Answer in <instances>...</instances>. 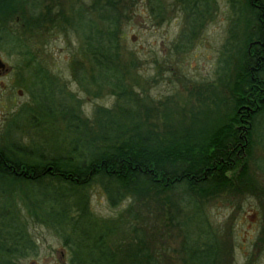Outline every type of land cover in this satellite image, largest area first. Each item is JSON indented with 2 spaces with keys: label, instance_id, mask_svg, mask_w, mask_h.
<instances>
[{
  "label": "trees",
  "instance_id": "1",
  "mask_svg": "<svg viewBox=\"0 0 264 264\" xmlns=\"http://www.w3.org/2000/svg\"><path fill=\"white\" fill-rule=\"evenodd\" d=\"M57 1L47 3L44 12L39 9V0H0V11L4 7L10 24L21 27V37L15 35L21 39L12 48H17L22 63L32 68L27 81L34 78L33 82H38L44 75L58 82L56 76L37 65L40 60L33 52L32 41L42 35L39 28L50 22L58 31H50L47 37L72 30L80 39L78 55L71 62L74 77L84 86L92 75L100 90L103 86L109 89L115 104L112 108L99 107L94 124L75 113L63 114L64 120L68 117V129L78 135L65 152L51 153L38 143L35 149L21 143V157L12 149H3L6 157H16L12 164L21 167V177L0 168V185L18 180L28 183L29 192H21L28 213L62 238L69 264H175L170 251L182 264H236L230 242L217 238L215 230L205 224V215L201 220L206 228L198 233L186 226L185 219L193 209L203 212L205 203L222 195L252 194L264 199V187L248 165L252 148H264V91L252 87L259 79L264 80V62L259 67L253 63V54H247L249 41L264 38V28L257 19L260 11L250 0H227L234 17L219 56L217 70L224 76L215 86L189 85L188 91L198 97L199 105L190 106L186 114L181 107L169 106L170 97L161 103L163 109L149 106L144 95L130 86L132 77L128 75L137 69L138 60L133 56L125 61L121 53L127 0ZM259 1L264 6V0ZM169 2L164 3L168 9L184 13L182 43L174 47L179 52L181 44H191L213 19L217 1ZM75 3H79L77 8ZM158 3L160 0H155ZM166 14L160 9L156 17L162 21ZM27 87L35 105L25 106L21 117L36 113L34 124L42 116L51 118L54 100L49 95L40 99L32 90L34 86ZM212 89L214 107H209L206 100ZM57 91L64 97L60 89L56 95ZM255 105L258 108L254 111L246 108ZM243 125L245 132L238 129ZM258 162L259 170H264ZM94 185L101 188L110 207L124 203L116 217L106 218L92 211L90 190ZM38 186L50 192L33 191ZM0 209L1 220L10 210ZM7 217L9 222L2 221V226L11 231L16 226L12 216ZM175 231L184 238L179 250H170L168 242ZM11 235L6 242L5 233L0 232V246L4 247L0 249V264H13L15 253H26L17 247L20 239L27 242L24 248L34 247L33 242L20 237L21 233L14 234L17 240ZM258 241L264 242V227Z\"/></svg>",
  "mask_w": 264,
  "mask_h": 264
},
{
  "label": "rangeland",
  "instance_id": "2",
  "mask_svg": "<svg viewBox=\"0 0 264 264\" xmlns=\"http://www.w3.org/2000/svg\"><path fill=\"white\" fill-rule=\"evenodd\" d=\"M168 1H170L169 4H173L175 0ZM216 1L213 19L205 25L203 31L191 44L187 46L181 44L183 47L179 52L175 51L174 47L176 43H182L180 30L183 27V13L180 10L170 8L167 10L166 18L158 21L150 17L147 0L125 1L128 18L124 19L121 24V53L125 61L134 58L138 60L137 69L128 76L132 77L131 82L129 81L130 86L144 95L145 104L163 109L161 103L170 97L169 106L186 109L181 111L188 114L191 110L190 106L199 105L198 97L190 95L189 85L192 88L193 86H207L211 83L214 86L218 85L217 80L224 76L221 71L217 70L219 56L230 34L232 10L227 0ZM87 2L91 3L92 0H87ZM78 5L79 3L73 4L76 8ZM32 42L33 52L40 60L37 65H41L43 71L56 76L58 82L54 83L44 75L40 76L38 82H33L34 78L27 81L32 68L22 63L21 53L17 52V48H12L16 46V42L11 41L9 48H0V57L13 66L14 70L6 77L0 78V82L3 81L6 86H13L14 89L0 90V115L9 114V121L13 117L21 121L19 135L23 145L35 149L37 147L34 146L38 143L51 153L65 152L68 146L71 147L74 144L72 142L77 139L78 135L68 129V117L64 120L63 114L67 111L75 113L88 119L90 124H94L96 110L99 107L112 108L116 99L107 87L103 86L100 90L99 86L93 82L92 75L87 77L84 86L79 79L74 77L71 62L72 58L78 55L80 46V39L74 31L54 33L48 37L35 38ZM19 65H21V72L18 73ZM85 65L88 68L90 64L87 62ZM89 74H91L90 71ZM20 75L21 83H14L13 81H18ZM27 84L34 86L32 90L40 99L49 95L51 100H54L55 113L51 118L42 116L39 123L34 124L32 119L36 118V113L30 112L23 115V118L21 117L20 108L21 110L25 106L33 108L35 105ZM55 87L60 89V92L62 91L64 97L58 95L59 91L56 95ZM19 89H21V95ZM213 90L209 94L210 98L206 100L209 107H214ZM261 120L263 121V118L259 121ZM257 159L258 163L264 166V148L259 145L254 146L250 151L248 165L252 175L264 187V170H259ZM26 184L28 183L18 180L0 185V208L10 210L11 214L7 216H12L16 226L11 231L5 229L2 224L5 222L7 224L9 218L3 215L0 220L3 230L0 228V232L5 233L7 237L5 241L9 242L8 238L11 234L8 235V233H12L13 240H17L15 233L19 235L21 233V238L34 243L31 249V246L23 247L27 243L23 239L18 241V249L26 253H15L12 257L13 264H69V253L62 243V238L49 225L41 223L28 213L25 200L21 199V192H29ZM33 191L49 193L50 189L38 186ZM90 198V207L99 216L116 217L123 210L124 203L116 208L110 207L98 185L91 188ZM202 209L203 212L193 209L189 217L185 219L188 228L194 233L206 228L201 220L205 215L207 220L205 224H209L211 229L215 230L217 238L230 242L234 263L264 264V242L258 241L264 227V199L252 194L243 196L226 194L205 203ZM187 210L188 208L185 212L188 213ZM185 212L181 214L182 218ZM175 233L168 242L170 250L173 248L179 250L182 238H184L183 233L178 231ZM206 239L209 241L211 237L208 236ZM2 246L0 249L4 248ZM169 253L176 258L175 264H182L175 252L170 251Z\"/></svg>",
  "mask_w": 264,
  "mask_h": 264
},
{
  "label": "flooded vegetation",
  "instance_id": "3",
  "mask_svg": "<svg viewBox=\"0 0 264 264\" xmlns=\"http://www.w3.org/2000/svg\"><path fill=\"white\" fill-rule=\"evenodd\" d=\"M39 2H41V7L39 9L41 11L46 12L45 9H46L47 3H57L58 1L57 0H39ZM164 3H165V0H160V3L156 5L155 0H147L149 14L152 19L156 18L158 21H160V19L156 17L160 9H162L164 12L166 10V13H167L168 5H165L166 3L165 4ZM250 3L256 9L260 11L257 14V19H258V22L264 28V11H263L264 6L261 4L259 0H250ZM181 12L183 13V11ZM233 17H234V13L233 11H231V19H230L231 25L233 22ZM56 28L57 27L53 26L52 23L47 22L45 26L39 28L40 33H42L41 37H47L50 31H55V32L58 31V29ZM16 34L19 37H21V27H19L15 23H13L12 25L10 24L9 18L6 15L4 11V7H3L0 11V48L2 49L9 48L11 41H14L16 43L19 42L21 38L16 39L15 37ZM247 54L248 55L253 54V56H251L253 59V63H255L256 65L260 67L264 62V38L262 40L253 39L249 41L247 43ZM13 68H14L13 66L9 65L2 57H0V78H4L8 74H10L14 70ZM252 69H254V67ZM17 72L18 73L21 72V65L18 66ZM20 79H21V75L18 76V81L14 79L16 81H13V82L16 84L19 82L21 83ZM258 82H259L258 84L256 83L254 84V86L252 85V87H256L260 89V91H264V80L259 79ZM14 83L12 84L14 85ZM260 83H261V86H260ZM9 88L14 89L13 86L9 87V86H6V84H4L3 81L0 82V90H6V89L8 90ZM19 94L21 95V89H19ZM261 99L262 98H260V100ZM254 107L255 108H252V109L250 107H246V108L250 111H254L258 108V105H255ZM20 111H21V108L19 109V112ZM246 128L247 127L245 125L238 127V129H241L243 132H245ZM19 131L21 132V121L20 120H16V117H13L9 121V114L0 115V168L9 169L12 172V175H14L17 178L21 177V167L19 168L14 167L12 163L15 162L16 157H11V158L6 157L4 155L5 152L3 149H6V150L12 149L13 151H16L17 157H21V137L19 135Z\"/></svg>",
  "mask_w": 264,
  "mask_h": 264
}]
</instances>
